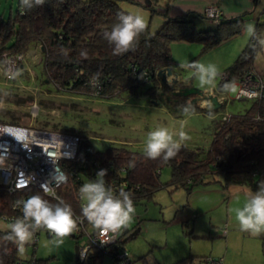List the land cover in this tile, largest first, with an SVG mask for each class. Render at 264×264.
<instances>
[{"label": "trees", "instance_id": "trees-1", "mask_svg": "<svg viewBox=\"0 0 264 264\" xmlns=\"http://www.w3.org/2000/svg\"><path fill=\"white\" fill-rule=\"evenodd\" d=\"M118 1L44 0L42 5H37L35 0H29L30 7L22 9L18 0L14 13L5 19L0 15V60L3 63L7 55L23 56L29 45L33 44L43 54L46 80L58 90L100 97L116 96L122 91L145 92L154 96L161 85L167 84L161 71L173 63L172 42L198 41L205 50L238 33L244 19V14L231 17L220 14L219 18L214 19L217 22L215 27L197 29L192 14L205 16L203 12L186 11L180 15L166 13L156 31L151 32L146 23L147 27L134 50L114 55L113 46L103 38V33L111 30L120 14L136 15L133 11L122 9ZM254 28L255 35H251L236 59L220 74L218 91L221 92L225 82L235 80L243 72L254 71L252 61L264 40V21L256 20ZM82 50L87 51V58L81 57ZM225 73L226 78L222 77ZM178 81L174 79V87H167L170 88V97L167 99L175 100L177 105L168 106V109L176 116L182 114L179 105L186 104L191 98L203 97V92L191 89L186 82L175 86ZM252 100L243 113H231L226 119L221 116L210 146L203 155H199L197 148L183 144L177 155L167 162L162 158L149 159L144 150H131L123 143L110 145L102 151L96 150L80 132L52 127L50 129L80 136L75 156L62 163L68 179L57 189V196L72 206L74 214L80 215L83 204L79 192L82 177L95 180L97 172L105 169V186L112 188L115 193L120 189L131 192L134 203H137L152 198L154 192L163 185L158 180V172L165 165L171 168L169 183L174 188L184 187L188 194L197 185L216 180V174L223 176V188L237 183L257 190L258 183L264 181V96ZM192 104L197 105L195 102ZM197 110L207 111L199 105L196 106ZM0 122L20 124L4 118H0ZM36 193L43 195L50 203L58 202L36 186L11 191L0 180V221L4 223L0 227V264L28 260L19 257L17 245L5 241L3 237L10 231L9 225L14 219L22 215L14 202ZM84 224L89 223L84 220ZM123 235L120 234L107 251L89 249L86 259L78 261L101 264V256L108 254L117 263L116 253L124 249L121 245ZM191 235L200 237L198 234ZM192 257L195 255L183 256L175 263L191 262ZM209 259L203 258L202 264H209ZM34 260L39 264L46 259ZM132 262L130 258L129 264Z\"/></svg>", "mask_w": 264, "mask_h": 264}, {"label": "rangeland", "instance_id": "rangeland-1", "mask_svg": "<svg viewBox=\"0 0 264 264\" xmlns=\"http://www.w3.org/2000/svg\"><path fill=\"white\" fill-rule=\"evenodd\" d=\"M152 1L164 4L170 0ZM118 2L122 9L141 15L149 24L150 18L143 7L129 1ZM262 6L264 0H257L252 11L254 15ZM17 7L18 0H0V15L5 19ZM251 13L244 17L238 33L208 49L204 50L203 44L198 41L171 43L173 63L170 68L175 80H179L175 86L186 82L191 89L203 92V97L190 99L196 104L209 95L222 99L212 119L208 118L206 110H197L190 116L173 114L168 106L177 105L175 100H168L170 88L167 87H174V81L171 86L167 82L165 87L161 85L154 96L145 92L122 91L116 96L100 97L58 90L46 80L43 54L33 44L17 61V69L11 78H6L0 60V118L23 125L80 132L94 149L100 151L120 143L131 150H145L150 131L167 127L178 138L179 131L183 130L190 137L183 144L197 148L201 156L209 148L221 116L225 113H243L253 101L252 98H236L238 86L236 92L218 91L220 74L236 59L250 39L245 26L254 25L255 21L250 19L254 16ZM192 15L197 29L213 28L217 24L214 19L203 15ZM155 17L157 15L154 14L151 26L149 24L151 32L156 31L161 24L154 22ZM189 61L217 66L220 74L215 89L200 88L198 80L191 78L193 69L179 67ZM252 66L258 76H264V40L253 58ZM158 173V180L163 185L154 192L152 198L134 203L135 215L124 229L122 251L133 260L132 264H178L175 263L178 259L189 254L195 255L193 260L179 264H202V259L207 257H219L222 264H264V233L261 237L243 232L235 220L233 203L239 204L241 201L243 206L247 197L235 195L233 201L229 193L225 194L221 174H216L217 179L214 181L197 185L188 194L184 187L174 188L169 183L170 166H163ZM82 181L84 184L90 180L82 177ZM2 225L4 223L0 221V227ZM85 227L88 232L93 228L90 224ZM135 230V234L128 236ZM86 235H70L56 246L52 242L54 238L41 229L25 245L23 253L18 251V256L22 259L51 256L42 264H88L87 260L75 259V246L83 243L87 239ZM101 264L116 263L110 255L105 254L101 256Z\"/></svg>", "mask_w": 264, "mask_h": 264}, {"label": "clouds", "instance_id": "clouds-1", "mask_svg": "<svg viewBox=\"0 0 264 264\" xmlns=\"http://www.w3.org/2000/svg\"><path fill=\"white\" fill-rule=\"evenodd\" d=\"M37 5H42L44 0H35ZM21 8L29 6V0H20ZM147 27L145 19L141 15L120 14L118 22L115 23L110 31L103 33V38L113 46V54L120 55L130 50H134L140 35ZM249 35H255V28L252 24L245 26ZM81 57L87 58V51L80 52ZM182 69H193L191 78L198 80L200 88H216V79L219 76V69L215 64H204L200 61H189L179 65ZM169 71L171 74H169ZM167 83L171 86L176 77L171 68L165 71ZM222 92H236L235 82H225L221 89ZM212 97L203 98L197 101L201 108L207 109L209 119L214 118V107ZM222 100V99H221ZM196 106L191 100L184 105H179L178 109L184 116L195 113ZM183 129V125H181ZM173 134L167 127H158L148 133L144 154L149 159L162 158L167 162L174 158L183 143L190 139L188 134L181 130ZM55 165V164H54ZM107 171L101 169L97 172L95 180L82 184L79 188L81 200L84 203L80 209V215L95 230L98 235L103 237L101 243H107L119 236L122 230L126 229L132 222L135 215L134 201L132 193L120 189L115 193L112 188L105 186L104 177ZM50 180L40 184V188L45 194H52L58 201L50 203L40 193L32 194L27 199L16 200L15 207H19L22 215L14 219L9 225L10 231L3 237L5 241H11L17 245L18 251L23 253L25 245L28 244L34 235L41 229L46 230L54 239L53 243L59 246L64 238L72 235L78 230V222L75 218L72 206L65 202L61 197L55 195V188L67 182V174L59 167L55 166L50 173ZM34 178L24 172L18 173L15 188L23 189L33 183ZM235 220L243 232H248L252 236L264 233V181L258 183V190L250 192L242 207L234 210ZM82 259H86V253L81 254Z\"/></svg>", "mask_w": 264, "mask_h": 264}, {"label": "built area", "instance_id": "built-area-1", "mask_svg": "<svg viewBox=\"0 0 264 264\" xmlns=\"http://www.w3.org/2000/svg\"><path fill=\"white\" fill-rule=\"evenodd\" d=\"M203 13L211 19H217L221 14V10L216 4H208L205 6ZM20 59H22V54L7 55L5 57L3 70L6 78H11L14 75L17 69V61ZM225 76L226 73L222 77L226 78ZM231 82H235L238 86L236 98L264 96V76H258L255 71L243 72L240 77ZM228 116L229 113L223 114L224 119ZM79 142L80 136L76 133L33 125L0 122V180L9 190H18L15 188L18 173L24 172L34 178L33 183L29 186H36L41 190L40 184L51 179L50 173L54 171L55 166L66 173L62 163L64 160L75 156ZM53 187L57 196L59 187L55 185ZM47 195L52 196L50 193ZM75 218L78 219V222L83 220V217L78 214H75ZM83 233L87 234V239L78 244L80 260H83L81 254L87 253L89 249L107 251L120 236L115 237L110 242L101 243L103 237L99 236L95 229L88 232L84 220L72 235L79 237ZM116 254V264L130 263V258L122 250ZM15 264L37 263L32 258L18 260ZM209 264H221V259L210 258Z\"/></svg>", "mask_w": 264, "mask_h": 264}, {"label": "crops", "instance_id": "crops-1", "mask_svg": "<svg viewBox=\"0 0 264 264\" xmlns=\"http://www.w3.org/2000/svg\"><path fill=\"white\" fill-rule=\"evenodd\" d=\"M256 2L257 0H172V1L170 0L169 2L162 4L159 2H154L152 0L150 1L135 0V2L133 3L137 4L138 6L143 7V10H145V12L147 13L148 18H150L149 24L151 26L154 14L157 15V17L154 18V22H156L157 24H160L161 20H163L162 18L164 17V15H166V13L168 15H180L186 11H197V12L202 13L205 6L208 4H217L221 10L222 16L224 17H231V16H235L239 14H244V17H245L246 15H248L254 10L253 8ZM149 4L150 5L152 4V5L149 6ZM251 14L254 15V12H252ZM250 19L251 21H256L258 19L264 21V6L260 8V11L258 13H255L254 16H251ZM169 69L170 67H167L166 69H164L162 72V75L165 76L164 74L165 71ZM169 73L171 72L169 71ZM217 99L219 101V106H220L221 98L217 96ZM223 191L225 192V194L229 193V195L233 197L232 199L234 201V198L236 197L235 195L247 197L250 192H255L256 190H253L244 185L232 183V184H229L226 188H223ZM238 202H239V199H238ZM236 204L237 202L233 203V205H235V208L239 207L238 205H240V207L242 206L241 201L239 204L237 205ZM260 236L262 237V234H260ZM35 258L41 259V260L43 259L48 260L47 258H51V256H48L45 258H43L42 256L41 257L35 256ZM214 259H220V258L218 257ZM44 261H42L39 264H42ZM221 264H222V260H221Z\"/></svg>", "mask_w": 264, "mask_h": 264}, {"label": "water", "instance_id": "water-1", "mask_svg": "<svg viewBox=\"0 0 264 264\" xmlns=\"http://www.w3.org/2000/svg\"><path fill=\"white\" fill-rule=\"evenodd\" d=\"M161 74H162V71H161ZM208 97H212L211 99H212V101H213V104L215 105V107L214 108H217L218 106H219V101H218V99H217V96H211V95H209V96H205V98H208ZM126 232V230L124 231H122L121 232V234H123V233H125ZM136 233V230L135 231H133L131 234H129L128 236H130V235H132V234H135ZM75 259L76 260H78L79 259V256H78V246H75Z\"/></svg>", "mask_w": 264, "mask_h": 264}]
</instances>
